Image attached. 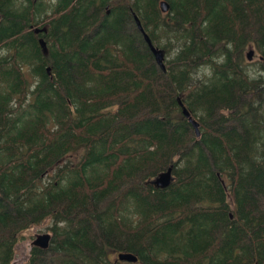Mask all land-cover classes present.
Returning <instances> with one entry per match:
<instances>
[{"label":"trees","instance_id":"16d2710c","mask_svg":"<svg viewBox=\"0 0 264 264\" xmlns=\"http://www.w3.org/2000/svg\"><path fill=\"white\" fill-rule=\"evenodd\" d=\"M166 1L0 0V264H264V0Z\"/></svg>","mask_w":264,"mask_h":264},{"label":"water","instance_id":"95a60500","mask_svg":"<svg viewBox=\"0 0 264 264\" xmlns=\"http://www.w3.org/2000/svg\"><path fill=\"white\" fill-rule=\"evenodd\" d=\"M158 5H159V8L161 9V11H165L168 7V3L166 0H158ZM132 17H133V20L135 22L136 28L140 31L146 45L148 46L150 52L153 55L155 62L159 65V67L162 70H164V64L162 62V59H163L162 49L153 44V42L151 41L148 34L142 28L140 21L134 12H132ZM41 29H42L41 27H34V31H39ZM38 40H39L40 44H42V38H39ZM251 53H252V50L249 49L246 52V57L249 58ZM178 103L180 104L181 112L185 116H187V119L192 124L194 131L197 134L198 133V129H197L198 122L189 115L188 110L182 104V102L180 100H178ZM170 170H171V165L166 166V168L159 170L153 176V178H151L149 181L157 187L166 186L172 179V175H171ZM49 238H50V234L48 232H40L34 236L33 240L31 241V244L38 246L40 248H44V247L48 246ZM115 256L118 259H123V260H127V261L136 260V256L132 252H129V251L119 250L115 253Z\"/></svg>","mask_w":264,"mask_h":264},{"label":"rangeland","instance_id":"374dc122","mask_svg":"<svg viewBox=\"0 0 264 264\" xmlns=\"http://www.w3.org/2000/svg\"><path fill=\"white\" fill-rule=\"evenodd\" d=\"M160 40H161L160 43H162L163 39ZM249 49L252 50V53L249 58H247L246 56L244 57V63L247 67L253 68L252 72L254 73L252 75H254L257 73L256 65L258 59V52L255 50L254 46L251 45L249 48H246L244 50V53L246 54V52ZM200 69L206 71L204 66H200ZM49 226H50L49 217H44L39 222L32 223L27 227H25L24 229H22L20 232V236L13 245L12 261L20 262L25 260L30 252L31 247L35 246L31 244V241L33 240L34 236L40 232H48L49 234H51V231L49 230Z\"/></svg>","mask_w":264,"mask_h":264}]
</instances>
